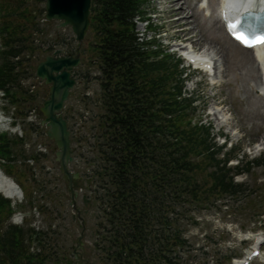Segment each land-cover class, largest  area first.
Returning <instances> with one entry per match:
<instances>
[{"label":"trees","instance_id":"16d2710c","mask_svg":"<svg viewBox=\"0 0 264 264\" xmlns=\"http://www.w3.org/2000/svg\"><path fill=\"white\" fill-rule=\"evenodd\" d=\"M26 1L0 0V89L12 104L37 98L21 79L34 74L30 60L46 37L44 0L35 7ZM144 4L91 1L89 28L96 37L99 71L94 77L103 108L96 140L99 161L92 170L102 190L96 195L102 219L95 243L102 264H197L182 213L244 192L248 186L235 176L253 165L264 167V154L231 163L242 148L224 149L226 139L219 144L210 123L193 119L195 97L185 93L181 59L151 48V40L136 34L135 17L144 16ZM36 33L43 35L35 42ZM47 38L52 44L53 37ZM20 142V136L0 133V157L14 160ZM27 203L35 206L32 197ZM22 205L0 193V264H47L63 258L52 250L49 225L6 221ZM38 207L48 209L45 203ZM232 255L225 253L215 264Z\"/></svg>","mask_w":264,"mask_h":264},{"label":"rangeland","instance_id":"374dc122","mask_svg":"<svg viewBox=\"0 0 264 264\" xmlns=\"http://www.w3.org/2000/svg\"><path fill=\"white\" fill-rule=\"evenodd\" d=\"M171 1L145 0V16L135 18L137 33L144 39L151 40V48H162L164 52L181 59L179 66L184 69L182 75L185 77V93L195 97L193 119L210 123L217 142L220 144L226 139L224 149L233 145L237 150L242 148L231 159V163L238 160L241 163L246 158L263 155L264 80L263 84L259 83L257 77L252 76L257 74V69L255 73L252 72L250 65L246 64L247 67H244L242 60L247 55L253 58V54H246L229 39L230 35L217 9L219 0H208L209 12L207 7L197 9L202 0H183L185 14L193 24L186 27L194 28L195 34L205 37H202L206 39V44H203L205 50L212 44L216 46V49L209 50L216 56V62L211 63L209 69L195 66L181 55V49L193 44L181 42L183 38L177 33L179 28L174 23L179 16L171 12L174 8ZM38 2L39 0L26 1L31 7L38 6ZM44 28L46 37L42 38V48L30 60L33 70L37 62L54 49H61V53H64L69 47L77 48L75 51L81 57L74 67L77 71L74 75L76 84L70 88L61 110L67 119L73 148V159L68 167L79 174L72 181L77 195L73 202L68 187L69 180L61 172L56 158L57 146L45 133L47 125L40 124L35 130L23 118L30 107H34L33 113L37 114V119L41 121L43 118L40 106L47 96L48 83L31 74L21 79V83L37 93L35 101L12 104L8 98L0 96V110L3 111L5 120L9 121L0 124V133H6L10 138L22 135L23 139V142L17 144V156L14 160L2 161L0 158V171L14 179L19 186V182L23 184V187L20 186L22 195L11 199L14 205H24L21 208L14 207L11 218L6 221H20L22 224L27 219L35 227L46 228L49 225L53 238L52 250L63 258L52 259L47 264H102V254L95 243L98 239L97 227L102 219L96 195L102 190L98 191L96 178L92 174L99 161L96 140L99 133L98 117L103 111L98 96L99 84L94 77V74L99 73L93 45L96 37L89 28L84 38L77 42L71 28L59 25V20L54 18L47 19ZM35 35L36 42L43 33ZM47 37H53L52 44ZM212 40L215 43H209ZM48 45L51 47L48 48ZM220 46L224 48L222 53ZM260 66L259 64L258 72L261 76L263 68ZM85 72L88 76L83 74ZM16 125L20 128H16ZM258 144L262 145L256 146ZM38 147L45 149V155L39 159L31 158L30 155L35 154ZM235 178L244 181L249 190L246 188L237 196L220 197L207 205L189 208L190 210L182 213V221L186 223L185 234L192 243L190 254L194 263L215 264L225 253H232L237 256L234 259H241L247 249L251 248L255 238L264 234V219L261 220L264 217V209L261 211L264 208V167L253 165L249 172L237 174ZM83 195L89 199L86 203ZM29 197L35 202V206L31 208L27 203ZM40 203H45L48 209L38 207ZM3 215L2 219L5 217ZM259 248L260 254L252 257L249 264H264V241ZM233 261L227 264H233Z\"/></svg>","mask_w":264,"mask_h":264},{"label":"water","instance_id":"95a60500","mask_svg":"<svg viewBox=\"0 0 264 264\" xmlns=\"http://www.w3.org/2000/svg\"><path fill=\"white\" fill-rule=\"evenodd\" d=\"M92 0H45L44 16L46 19H58L59 25H68L77 42L86 35L90 26V7ZM60 49L46 54L35 67V73L48 83L47 96L40 110L43 113L42 123L47 125L46 135L57 146L56 158L59 160L61 171L67 176L71 198L75 201L77 191L72 187L73 177H78L77 171L68 167L72 160L70 130L66 118L60 112L68 97L70 88L76 83L72 69L80 62V55L54 56ZM86 203L89 199L83 196Z\"/></svg>","mask_w":264,"mask_h":264},{"label":"bare ground","instance_id":"6f19581e","mask_svg":"<svg viewBox=\"0 0 264 264\" xmlns=\"http://www.w3.org/2000/svg\"><path fill=\"white\" fill-rule=\"evenodd\" d=\"M182 1L183 0H172L171 3H172V6L174 8L171 10V12H173L174 14L177 13V15L179 16L176 18L174 23L179 28V31L177 33H179L183 38V40H181V42H187L189 44L192 43L193 46H190L189 48H187V46H186L185 49H181V54H183L188 60H191L195 64V66L201 67L202 69H209V67H211V63L216 62L215 61L216 56L214 57L215 53H212L209 50L213 49V48L216 49V46L212 44L208 47L207 50H205L204 49L205 45H203V44H206V39L205 40L202 39V37H204V36L202 35V37H199L198 36L199 34L198 35L195 34L196 31L194 32V30H193L194 28L186 27V26H190L192 23H190V20H191V19H189L190 17L187 14H185V9L183 6L184 3H182ZM222 1L224 4V7H225L224 10L226 9L225 12H227V13H229L230 11L235 12V13H240L241 8H244V7H241V5H246V7L254 8L255 10H256V4L259 5V3H260V4L264 5V0H259V2H257V0H222ZM206 7H207V10L209 12L208 0H202V3L200 4V6L197 9L201 10L202 8H206ZM237 8H240V10H237ZM190 9H192V7ZM221 17L222 16L220 15V19H221ZM195 20L197 22V19H195ZM193 22H194V20H193ZM219 29H220V26H218V30ZM229 39L232 41V43L239 45L246 54H249V53L253 54V58H251V56L249 57V55H247L244 59H242L244 61L243 64H244V67L246 66V64L250 65L252 72H254V73L256 72V69H257V74L256 73L253 75L251 73L250 74L248 73V74L252 75L253 77H257L258 82L263 84V77H261L262 74L264 76V56L261 54L262 45H259L258 49L255 50L252 47L240 45L237 41H235L231 37ZM209 43H215V42L212 40V42L210 41ZM197 47H200V48H197ZM201 50H204L206 52H203ZM255 51H256V53H255ZM220 52L221 53L224 52V48L221 46H220ZM257 54L260 58L259 62H258V58L256 56ZM216 55H217V53H216ZM254 63H256L255 66H254ZM259 64L261 65L260 67L263 68V72H262L261 76L258 72ZM254 68H255V71H254ZM248 70L250 71V69H248ZM3 120H5V119L0 116V123L4 122ZM259 145H262V144H258L256 146H259ZM11 179H12L11 177H9L8 175H6L2 171H0V191L3 192L4 194L10 196V197H17L19 195V190H18V187L16 186L14 180H11Z\"/></svg>","mask_w":264,"mask_h":264},{"label":"snow or ice","instance_id":"6c2138e0","mask_svg":"<svg viewBox=\"0 0 264 264\" xmlns=\"http://www.w3.org/2000/svg\"><path fill=\"white\" fill-rule=\"evenodd\" d=\"M237 38L242 39L247 46H254V43H264V35L255 38L254 42L244 38L243 36H238Z\"/></svg>","mask_w":264,"mask_h":264}]
</instances>
